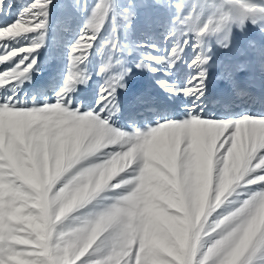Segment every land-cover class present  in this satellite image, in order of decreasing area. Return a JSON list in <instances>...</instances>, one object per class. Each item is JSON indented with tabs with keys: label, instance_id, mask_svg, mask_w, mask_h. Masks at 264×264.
<instances>
[{
	"label": "snow or ice",
	"instance_id": "1",
	"mask_svg": "<svg viewBox=\"0 0 264 264\" xmlns=\"http://www.w3.org/2000/svg\"><path fill=\"white\" fill-rule=\"evenodd\" d=\"M51 3L32 0L0 27V42L34 36L0 55V64H11L0 71V89L12 91L0 103V264H264V115L217 120L196 112L206 91L204 38L224 31L218 43L227 47L229 26L243 30L246 21L260 22L264 32V6L198 0L188 15H178L167 58L145 59L171 69L189 45L181 37L192 35L195 56L187 66L195 74L183 88L158 81L170 95L191 99L187 117L129 134L110 127L103 115L118 110L115 94L124 87L126 69L101 85L98 110L81 113L69 98L86 83L78 66L110 13L115 24L112 0H97L72 44L55 102L26 107L16 98L37 64L33 54L43 46ZM205 10L210 15L201 24ZM133 15L127 10L122 18L129 24ZM110 47L119 48L115 38ZM113 67L109 61L98 74ZM136 67L155 71L144 62ZM110 191L116 195H101ZM97 198L110 202L80 211Z\"/></svg>",
	"mask_w": 264,
	"mask_h": 264
},
{
	"label": "rangeland",
	"instance_id": "2",
	"mask_svg": "<svg viewBox=\"0 0 264 264\" xmlns=\"http://www.w3.org/2000/svg\"><path fill=\"white\" fill-rule=\"evenodd\" d=\"M112 2L116 16L115 24L112 22L110 13L88 58L78 66V70L84 73L87 80L86 83L77 84L75 90L70 93L71 107L74 109L79 107L81 113L98 110L97 100L101 85L106 82L109 75L119 74L126 69L127 75L123 79L124 87L123 89L118 88L115 94V104L118 110L111 116L107 112L103 113L108 118L110 127L130 134L136 130L146 132L157 126L158 123L165 121L186 119L187 109L192 104L191 99L185 98L183 95H170L159 86L158 81H167L169 85L183 88L187 80L195 74L187 66L195 56L191 47L192 35L181 37V39H188L189 45L184 48L182 58L171 69L166 64L149 62L145 58L147 56L167 58L169 50L177 40L176 36H170V33L177 27L175 23L177 16L183 18L188 15L193 4L198 0H160V2L157 0H112ZM245 2L264 6V0H245ZM30 3L32 0H4L5 9L0 12V27L11 23L21 9ZM96 3L97 0H52L48 9V23L44 30L43 46L33 54L37 59V64L30 73V79L25 81L16 92V98L24 106L38 107L45 103L55 102L56 94L63 88L68 73L69 50L80 35ZM181 4L184 7L178 13L177 6ZM127 10L134 13L129 24H126L122 18V13ZM209 15L210 12L205 10L200 17V23L203 24ZM245 25L246 29L243 28V30L235 24L229 26L230 40L227 47H222L218 43L223 40L225 33L222 31L206 36L202 42L201 50L211 59L206 65L207 74L212 72L216 76L213 82L220 83L222 89L226 90L229 99L227 101L235 104L239 111H246L239 113L233 106L229 109L231 111H227L228 104L223 106L224 104L221 103L223 104L221 106L218 103L221 101L218 100V102L209 103L202 97L197 101L196 112L206 118L223 120L234 119L244 114L253 115L249 108L244 109L238 106L242 104L241 101L245 100L244 88H246L247 94L249 90L256 88L254 83L256 80V83H259L257 89L264 88V32L260 31V22L253 25L250 21H246ZM113 27L116 28L115 37H113ZM33 38V34H29L0 42V55L12 48L24 47L31 43ZM113 38L119 43V48L116 50L110 47ZM250 43L255 47H250ZM109 61L114 67L107 73L98 74L100 68ZM116 61H120L121 64L116 66ZM142 62L148 63L149 68L155 69V71L137 68L136 65ZM10 66V63L0 64V71H4ZM249 72H255L256 79L253 77L248 82V86L242 88L243 85L240 83L247 84L246 81L250 79ZM241 77L244 78L240 79ZM210 80L211 78L207 77L206 91L210 88ZM215 83L213 86L216 85ZM236 84L238 88H236ZM257 89H253L251 94V98L256 100L258 99ZM11 94L10 87L0 89V103L3 102L4 97ZM213 97L215 98V96ZM155 109H157L156 112L163 111L162 114H157V116L156 113H153ZM257 115H264V111ZM223 138L222 136L221 139ZM103 151L97 153V156L101 155ZM91 159L94 160L95 157ZM101 195L112 197L116 193L110 191ZM109 202L107 200L100 201L97 198L96 201L80 211L88 214L102 210V207Z\"/></svg>",
	"mask_w": 264,
	"mask_h": 264
},
{
	"label": "bare ground",
	"instance_id": "3",
	"mask_svg": "<svg viewBox=\"0 0 264 264\" xmlns=\"http://www.w3.org/2000/svg\"><path fill=\"white\" fill-rule=\"evenodd\" d=\"M247 25V24H246ZM245 25V26H246ZM251 27V29H253L252 28V26H250ZM239 28V27H238ZM237 28V29H238ZM244 29H246V28H244ZM240 31V30H239ZM240 36V35H239ZM255 72H249L248 73V75H249V80L248 81H246L247 82V84L246 83H240V85H243V86H241L242 88H244L245 86H248V82L254 77L255 78ZM251 76V77H250ZM245 77V76H244ZM244 77H241L240 79H243ZM209 78H211V80H210V85H212L213 86V84H212V80H214V78H213V75H210L209 76ZM256 79V78H255ZM256 82H257V80H256ZM256 82H254L255 84H256V88H253V89H257L259 86H258V84L259 83H256ZM213 83H215V82H213ZM217 83V82H216ZM215 83V84H216ZM221 86V85H220ZM240 87V86H239ZM213 88H214V86H213ZM248 88V87H247ZM123 89V88H122ZM215 89H216V87H215ZM214 89V90H215ZM245 89V96H244V98H245V100H243V101H241L240 103H242V104H240L238 107H243L244 109H247V108H249V110H250V113H253V115H257V114H260V113H263V111H264V88H262V89H257L258 91H257V100L256 99H253V98H251V94L253 93V89H251V90H249L248 91V93L246 94V92H247V90H246V88H244ZM221 91H223V93H224V90L222 89ZM226 91V90H225ZM120 92V91H119ZM216 94H219V92H216ZM210 96H211V94H210ZM211 97H213V96H211ZM228 98V97H227ZM213 99H218V98H214L213 97ZM224 99H225V96L222 98V102H223V104H224V106H225V104H228V106H226V107H229L228 108V110L227 111H231V110H229V109H231L232 108V106H233V108L235 109V110H238V108L235 106V104H233L232 102H225L224 101ZM227 100H229V99H227ZM226 100V101H227ZM221 102V103H222ZM209 103H211V102H209ZM238 105V104H237ZM211 106V105H210ZM224 110V109H223ZM226 110V109H225ZM248 110V111H249ZM239 111V110H238ZM246 110H244V111H239V113L240 112H242V113H244ZM227 113V112H226Z\"/></svg>",
	"mask_w": 264,
	"mask_h": 264
},
{
	"label": "clouds",
	"instance_id": "4",
	"mask_svg": "<svg viewBox=\"0 0 264 264\" xmlns=\"http://www.w3.org/2000/svg\"><path fill=\"white\" fill-rule=\"evenodd\" d=\"M103 150V146H100V147H98L97 148V151L98 152H101ZM101 179H104V175H103V173L101 174V177H100ZM219 197H217V199H218ZM260 221L262 222V223H264V210H262L261 211V214H260Z\"/></svg>",
	"mask_w": 264,
	"mask_h": 264
}]
</instances>
